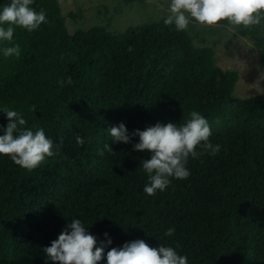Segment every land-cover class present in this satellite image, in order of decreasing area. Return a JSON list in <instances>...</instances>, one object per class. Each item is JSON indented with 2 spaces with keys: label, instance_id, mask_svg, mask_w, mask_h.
<instances>
[{
  "label": "trees",
  "instance_id": "obj_1",
  "mask_svg": "<svg viewBox=\"0 0 264 264\" xmlns=\"http://www.w3.org/2000/svg\"><path fill=\"white\" fill-rule=\"evenodd\" d=\"M30 7L43 9L48 23L16 28L11 42H0V109L22 114L25 127H43L60 148L32 170L0 156V264H52L42 250L72 219L98 245L111 240L99 264L112 247L137 239L173 247L188 264H264V93L235 97L238 73L219 68L212 49L196 47L174 24L69 34L58 0ZM16 44L19 58L5 57ZM67 77L74 83L61 86ZM192 111L208 120L210 142L221 150L190 157L187 179L148 196L141 160L151 154L134 151L139 137L131 134L182 125ZM7 122L0 112V135ZM121 123L128 144L108 135ZM105 143L115 155L99 154Z\"/></svg>",
  "mask_w": 264,
  "mask_h": 264
},
{
  "label": "clouds",
  "instance_id": "obj_2",
  "mask_svg": "<svg viewBox=\"0 0 264 264\" xmlns=\"http://www.w3.org/2000/svg\"><path fill=\"white\" fill-rule=\"evenodd\" d=\"M33 0H10V3L0 8V42H11L16 28L28 32L37 30L41 24L48 23L46 12H37L30 7ZM167 11L170 13L163 23L175 25L177 31H185L190 19L195 22L215 26L220 21L230 25H259L264 21V0H170ZM129 52L133 49L129 47ZM18 44L3 49L5 57L20 56ZM61 86L72 85L71 77L58 81ZM7 118V125L0 135V156H7L11 161L23 168L32 170L41 165L46 158L59 154V144L45 134L43 127H25L26 120L22 114L8 107L0 109ZM190 119L182 125L176 123L160 124L147 127L144 131L136 130L131 136H138L139 143L133 145L134 151H147L151 154L148 160H141L142 168L148 176V183L143 191L148 196H154L157 191L163 192L171 179L185 180L190 176L186 167L189 158H198L203 152L216 155L219 144H212L209 122L199 112L189 113ZM108 135L112 143L131 142V136L123 123L113 126ZM85 143V138L76 136L78 146ZM200 149L201 151H198ZM113 155L115 153L109 143L103 145V150ZM174 227H170L165 236H172ZM107 237V233L104 234ZM111 240L97 244V238L89 234L81 220L72 219L61 231L58 238L42 251L47 261L52 264H99L104 259V250ZM107 264H188L185 255L170 246L163 244L158 247L149 246L144 240H134L121 247H112L106 254Z\"/></svg>",
  "mask_w": 264,
  "mask_h": 264
},
{
  "label": "rangeland",
  "instance_id": "obj_3",
  "mask_svg": "<svg viewBox=\"0 0 264 264\" xmlns=\"http://www.w3.org/2000/svg\"><path fill=\"white\" fill-rule=\"evenodd\" d=\"M69 34L94 26L112 34L128 27L163 21L170 0H58ZM257 34L248 36V31ZM193 44L214 51L216 65L236 71L239 79L233 95L245 99L264 93V21L247 28L230 25L206 26L190 19L187 28Z\"/></svg>",
  "mask_w": 264,
  "mask_h": 264
}]
</instances>
